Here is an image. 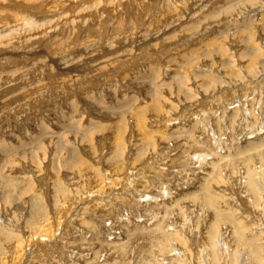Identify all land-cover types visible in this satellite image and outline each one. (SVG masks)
<instances>
[{"label":"rangeland","instance_id":"rangeland-1","mask_svg":"<svg viewBox=\"0 0 264 264\" xmlns=\"http://www.w3.org/2000/svg\"><path fill=\"white\" fill-rule=\"evenodd\" d=\"M0 264H264V0H0Z\"/></svg>","mask_w":264,"mask_h":264},{"label":"bare ground","instance_id":"bare-ground-1","mask_svg":"<svg viewBox=\"0 0 264 264\" xmlns=\"http://www.w3.org/2000/svg\"><path fill=\"white\" fill-rule=\"evenodd\" d=\"M125 66H127L126 64H125ZM42 177V176H41ZM91 194V193H90ZM91 195H93V194H91ZM95 196V195H94ZM97 196V195H96ZM107 198H109V196L107 197ZM90 200V199H89ZM76 203V202H75ZM70 207V206H69ZM75 208H77L78 209V206H76ZM71 210V209H70ZM72 212H70L71 214H72V217H73V219H74V216L76 215V214H78V212H79V209L78 210H71ZM77 217V216H76ZM76 219V218H75ZM43 240H48V239H46V238H43ZM44 242V241H43ZM48 242V241H47ZM50 242V241H49ZM27 262V261H26Z\"/></svg>","mask_w":264,"mask_h":264}]
</instances>
